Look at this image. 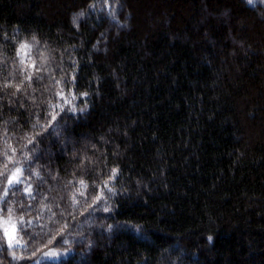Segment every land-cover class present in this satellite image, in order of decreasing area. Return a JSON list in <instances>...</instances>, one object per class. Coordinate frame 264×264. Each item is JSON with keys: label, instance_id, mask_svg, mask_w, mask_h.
Here are the masks:
<instances>
[{"label": "trees", "instance_id": "obj_1", "mask_svg": "<svg viewBox=\"0 0 264 264\" xmlns=\"http://www.w3.org/2000/svg\"><path fill=\"white\" fill-rule=\"evenodd\" d=\"M5 164L0 264H264V2L0 0Z\"/></svg>", "mask_w": 264, "mask_h": 264}, {"label": "snow or ice", "instance_id": "obj_2", "mask_svg": "<svg viewBox=\"0 0 264 264\" xmlns=\"http://www.w3.org/2000/svg\"><path fill=\"white\" fill-rule=\"evenodd\" d=\"M247 2L249 4H252L254 2V0H247ZM118 9H112L109 12L110 17L115 20L116 18V14H117ZM80 15H83V13H81ZM75 22V21H74ZM23 52L24 55H29L31 52V45H29L28 43L24 42L21 43L19 46V49L17 51V55H20V53ZM24 61L22 60L21 63H23ZM33 68H36L35 63H33L31 65ZM42 69L40 68H36V71H41ZM39 77H37L38 79ZM26 80L31 81L33 79L32 75H27L25 77ZM57 83H60V81H57ZM11 84H5L4 87H10ZM16 90L20 91V86L17 85L16 86ZM57 95H61V98L64 99L63 97V90L60 93H57ZM84 95H87L86 93ZM74 98V97H73ZM65 103H70V101L65 100ZM63 110V109H61ZM53 119H55V115L52 116ZM9 171L8 169V165L5 164L3 171H0V177H4L6 178V185L3 187V189H0V203H5V197H7L9 195V192H13V194L18 193L21 191L19 185L21 184L22 181V176H23V172L22 169L20 168H16L14 172L11 173V175L5 176V174ZM116 174V170L113 169V173H112V177H109V179L113 178ZM81 185L84 188H87V185L84 183L83 180L80 181ZM104 187L107 188V182H105ZM109 191H111V189H109ZM23 192L28 194L29 196L32 193V187L31 185H28L27 187L23 188ZM81 195H83L84 193L81 192ZM101 199L100 196L96 197V200ZM3 210H0V213H2ZM25 224H27L28 226H31L32 222L31 221H25L23 219V217H19V218H14V209L12 208H8L7 209V215L5 216L4 214H0V232L3 233L2 237H0V241L6 242L7 244V248L9 250H13L12 251V259L13 260H24V259H31V256H17L14 249L16 248H22L25 247V243L22 242V237L19 235V233H26V229H25ZM42 233H35L32 235L31 239L35 240L37 237L41 236ZM52 241L49 240V243H51ZM64 243H67V241L65 240ZM36 251H39V249H37ZM36 252L34 251L32 253V256H35ZM43 256L44 257H55L57 256V252L54 250H49L47 252H43Z\"/></svg>", "mask_w": 264, "mask_h": 264}, {"label": "rangeland", "instance_id": "obj_3", "mask_svg": "<svg viewBox=\"0 0 264 264\" xmlns=\"http://www.w3.org/2000/svg\"><path fill=\"white\" fill-rule=\"evenodd\" d=\"M255 2H264V0H254L253 3H255ZM27 57H28V55H24L23 52L20 53V58H21L22 60H25Z\"/></svg>", "mask_w": 264, "mask_h": 264}]
</instances>
